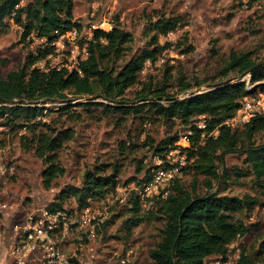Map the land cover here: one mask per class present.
Segmentation results:
<instances>
[{
  "label": "trees",
  "instance_id": "16d2710c",
  "mask_svg": "<svg viewBox=\"0 0 264 264\" xmlns=\"http://www.w3.org/2000/svg\"><path fill=\"white\" fill-rule=\"evenodd\" d=\"M24 1L0 0V36L10 21L23 29V39L34 33L37 38L53 41L74 29L83 31V24L74 18L75 0H29L27 4ZM154 18L148 19L154 33L150 47L135 55L130 47L134 36L119 20L114 21L109 31L102 28L93 31V37L87 41L89 57L79 63L78 69L63 67L46 73L33 68L35 62L45 59L52 51L49 47H39L37 53L28 56L22 68L6 77L0 74V124L10 132L20 134L21 148L43 162L41 186L50 191L66 173L60 153L77 136L75 129L68 125L81 119L73 109V101L85 98L88 101L79 103L78 107L84 110L102 108L106 115H132L143 120L146 117L152 122L172 123L177 132L169 133L165 139L158 142L147 137L143 146L154 156L164 157L167 151L176 147L181 136L192 129L190 145L183 148V152L187 154L188 163L193 160V164L185 166L182 172L192 173L193 183L184 186L177 178L169 196L153 200L144 212L133 199L121 208L115 207L104 232L117 219L121 220L117 234L111 237L128 241L134 229L155 219L162 221L163 226L158 241L149 250L154 264H210L213 259L227 260L233 252L231 245L251 231V226L239 214L251 212L256 206L264 207V203L255 197L223 194L215 188L230 179V172L222 169L224 156L241 153L245 157L244 166L232 171L238 177L251 178L256 187L264 190V114L243 127L231 128L225 124L253 91L248 89L246 81L230 80L212 86L206 92L188 94L193 86L181 76L179 97L168 92V81L162 84H154L151 80L141 82L140 76L147 63L155 64L161 53L171 46H162L160 38L187 25L182 16L159 14ZM191 51L188 46L183 53ZM226 69L227 76L250 73L251 84L264 93V62L253 58L251 53H232ZM167 73L170 78L171 72ZM138 85L134 99L129 100L128 91ZM58 101L65 105L50 106ZM55 112L57 119L47 121L46 118ZM201 117L208 135L218 130L217 139L207 137L203 144L201 133L204 130L195 124ZM259 135H262L260 141ZM2 143L6 141L2 140ZM136 149L135 143H120L123 155L134 154ZM142 163V160L138 163L139 174L144 171ZM152 169L148 167L144 178L134 176L124 184L148 181ZM121 171L117 164L96 165L85 171L80 187L63 190L48 207L53 210L63 208L71 198L79 206L105 200L121 185ZM200 176L204 178L201 189ZM240 246L237 264H259L264 249L249 254L243 244Z\"/></svg>",
  "mask_w": 264,
  "mask_h": 264
},
{
  "label": "rangeland",
  "instance_id": "374dc122",
  "mask_svg": "<svg viewBox=\"0 0 264 264\" xmlns=\"http://www.w3.org/2000/svg\"><path fill=\"white\" fill-rule=\"evenodd\" d=\"M28 1L25 0L24 4ZM159 14L182 16L187 25L160 38L162 46H171L161 53L155 64L147 63L140 76L141 82L151 80L154 84H162L168 81V92L179 97L177 93L181 76L193 86L188 94L206 92L212 86L230 80H242L252 88L254 96L264 94L251 84L250 73L244 76L231 73L227 76L226 69L232 53H251L253 58L264 62V0H75L74 7L75 20L83 24L81 35L84 40L93 37V31L97 28L111 30L114 21L119 20L123 28L134 36L130 45L134 55L150 47L154 33L148 19L155 20L154 17ZM22 36L23 29L13 21L9 22V27L0 36L2 77L22 68L29 55L37 53L39 47L43 48L36 36L32 38L31 34L26 39ZM188 46L192 51L183 53ZM66 50H71V47L67 46ZM169 71L170 78L167 73ZM198 83L201 85L198 86ZM138 89L139 85L129 90L127 98L133 100ZM183 96H186V93ZM87 101L85 98L73 101V109L80 114L81 119L68 123L75 129L77 136L75 141L69 143L60 153L66 173L56 181L52 191L41 186L44 164L21 148L20 134L16 135L9 129L4 133L2 140L6 141L8 153L17 163L15 174L0 184V196L5 201L17 205L24 212L38 205L48 206L63 190L80 187L85 171L102 163L117 164L121 168V185L134 176L144 178L148 167L157 164L154 155L148 151L149 148L143 146L147 137L150 136L159 142L169 133L177 132V127L174 128L172 123L167 124L165 121L152 122L146 117L143 120L132 115L124 117L113 113L106 115L102 108L92 107L93 109L84 110L83 107H78L79 103ZM64 105L61 101L50 104L52 108ZM57 116L58 113L55 112L46 120H56ZM178 129L181 130L179 127ZM258 140H262V135H259ZM120 143H135L138 149L134 154L123 155ZM244 158L241 153L224 156L222 169L230 172V179L221 187L217 186L215 191L220 190L223 194L231 196L255 197L264 203V190L256 187L251 178L238 177L232 171L237 167L243 168ZM140 160L144 161L141 165L144 171L141 174L137 171ZM191 164L193 160L186 166ZM178 179L184 186L189 187L193 183L192 173L182 172ZM198 180L201 189L204 178L200 176ZM98 202L101 206L104 205L103 202ZM66 203L65 205L75 207L76 200L71 198ZM121 207L122 205L117 206ZM141 212H144V209ZM239 217L251 226V231L239 239L236 246L241 248L240 245L243 244L249 254L261 252L264 249V207L256 206L251 212L239 214ZM120 224L121 220L117 219L106 233L103 228L104 233L96 236L90 245L92 250L87 253L88 259L83 254L84 261L88 264H120L119 257L133 249L132 264H154L149 250L158 241L163 222L153 219L144 223L134 229L128 241L111 237L117 234ZM97 248L99 251H96ZM232 249L236 251V247ZM262 262L264 253L258 260L259 264Z\"/></svg>",
  "mask_w": 264,
  "mask_h": 264
},
{
  "label": "built area",
  "instance_id": "2783aa9c",
  "mask_svg": "<svg viewBox=\"0 0 264 264\" xmlns=\"http://www.w3.org/2000/svg\"><path fill=\"white\" fill-rule=\"evenodd\" d=\"M82 32L74 29L53 41L38 38L43 48L49 47L52 51L45 59L35 62L33 68L46 73L63 67L78 69L79 63L89 57L87 41L92 38L84 40ZM33 36L34 33L31 37L35 38ZM67 46L71 50H66ZM261 114H264V94L254 96L251 93L244 98L242 108L225 124L231 128L243 127ZM195 124L202 130L206 128L203 117ZM6 131L8 129L0 124V184L17 169L16 160L8 153L7 143H2ZM218 133L217 130L208 135L204 130L201 139L203 142L211 136L217 139ZM192 134V129L185 132L176 147L167 151L164 157L154 156L157 164L152 169L151 179L120 185L107 199L101 200H107L102 206L98 201L54 210L38 205L24 212L0 196V249H4L0 264H88L83 254L88 259L87 253L92 250L90 245L103 231L115 206H123L133 199L145 209L153 200L169 196L172 183L188 163L183 148L190 145ZM231 246L236 247V251L227 260L213 259L210 264H237L241 248L236 243ZM133 257L134 250L130 249L119 257V263L132 264Z\"/></svg>",
  "mask_w": 264,
  "mask_h": 264
},
{
  "label": "crops",
  "instance_id": "0c3cea01",
  "mask_svg": "<svg viewBox=\"0 0 264 264\" xmlns=\"http://www.w3.org/2000/svg\"><path fill=\"white\" fill-rule=\"evenodd\" d=\"M96 251H99L98 248L96 249ZM3 252H4V249H0V256L2 255Z\"/></svg>",
  "mask_w": 264,
  "mask_h": 264
}]
</instances>
